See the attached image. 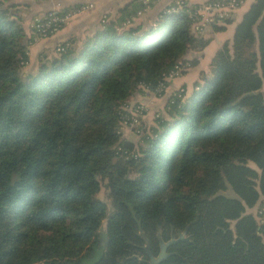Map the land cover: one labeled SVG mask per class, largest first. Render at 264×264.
<instances>
[{"label": "trees", "instance_id": "obj_1", "mask_svg": "<svg viewBox=\"0 0 264 264\" xmlns=\"http://www.w3.org/2000/svg\"><path fill=\"white\" fill-rule=\"evenodd\" d=\"M144 6L131 0L23 76L31 39L16 3L0 0V264H116L146 257L144 244L156 254L171 230L188 240L159 264H264L245 212L264 196V0L126 156L116 144L133 147L119 130L128 98L206 43L192 30L196 4L134 23Z\"/></svg>", "mask_w": 264, "mask_h": 264}, {"label": "crops", "instance_id": "obj_2", "mask_svg": "<svg viewBox=\"0 0 264 264\" xmlns=\"http://www.w3.org/2000/svg\"><path fill=\"white\" fill-rule=\"evenodd\" d=\"M131 0H6V2L16 3L19 10L20 7L28 12V18L33 20L36 16L41 15L49 8H64V7H80L81 10L74 14L69 21H66L63 26L55 32V42L67 38L78 36L82 38L90 30H94L99 24L101 16L106 13L110 16H115L120 7ZM177 0H148L143 11L134 17V23H154L158 13L166 7V5L174 3ZM188 4H201L206 0H182ZM253 0H242L238 8L230 10L226 15L216 18L211 22H204L202 29L198 30V35L206 39V43L200 48H190L187 53V59L197 57L193 65L187 60V64L178 74L169 79L166 88V95L174 88L180 86L189 87L191 91L194 87V82L199 80L201 72H208L211 67V61L218 49L224 44L229 45L232 42L236 24L241 19L243 12L248 8ZM215 25L222 26L216 28ZM190 60V59H189ZM190 91V92H191ZM188 93V95L190 94ZM166 97V98H167Z\"/></svg>", "mask_w": 264, "mask_h": 264}, {"label": "rangeland", "instance_id": "obj_3", "mask_svg": "<svg viewBox=\"0 0 264 264\" xmlns=\"http://www.w3.org/2000/svg\"><path fill=\"white\" fill-rule=\"evenodd\" d=\"M22 8L20 7V10H18V13L22 17L21 18V24L23 25V27L25 29L24 31H25L26 35L31 39L29 44H28V49H27L28 59H27V62L24 63L23 67H22V75L25 76L28 72L35 71L37 69L39 62L44 58V56H48L50 54H53V52L55 50L54 47L57 44H59L63 39L58 41V42H55L54 37H52L55 34L50 35V36H45V37L38 35L34 29V25H33L34 19L30 20L28 18V12ZM104 15L106 16L107 14L105 13ZM192 30L195 34H198L199 29H198L196 23L193 24ZM90 31H93V30H90ZM74 39L76 40V42H79L78 36H74L72 38V40H74ZM186 56H187V54H186ZM186 56L184 59H180V61L183 64L181 66V70L185 65H188V64L193 65V63H194L193 61L195 59L197 60V57H195L193 59L189 58L190 59L189 60V59H187ZM187 60L189 62L190 61L191 62L187 64ZM168 81H167V83H168ZM167 83L164 86L163 91L160 95H156L151 91V89H145L143 85H140L137 87V90L135 91V93H133L128 98L127 102L125 103V104H129L130 106H132L136 102H143L147 106L146 112L143 114V116L139 119V121L137 123H135L133 125L122 123V122L120 123L119 130L122 134V138H125V139H127L133 143V147L130 149L131 151L135 150V151L139 152L140 145H142V144L144 145L143 141L139 140V139H141V136H144L145 134H148V133L151 134L150 132H151L152 126L156 127V128L158 127V124L156 122V118H159L162 116H165V117L169 116V114L167 112V110L170 108L169 103L171 104L174 101V99L176 97H178V93L183 92V94L180 98H181V100H184L188 96V93L191 91V88L186 87L185 92H184V88L178 86V87L174 88L172 91H170L169 95L167 97V95L165 94L166 88H167ZM181 88H183V91L180 90ZM117 144H119V143H117ZM117 144H116V149H117V146H119ZM100 180H101V187H100L98 194L102 199L109 201V199H108L109 198L108 188L106 185L107 177L105 175H102ZM229 191L230 190H225V193L231 194V192H229ZM254 207L255 206L253 205L251 207L246 208L245 212L249 213L253 216ZM105 220H106V218L103 219V222H102L103 225L105 224ZM233 223H234V220H231L230 225L232 226ZM157 234H160L161 236H163V238L165 236L167 237V234L166 235L162 234V231L158 232ZM262 239H263L262 241L264 243V237L263 236H262ZM136 255L137 256H144V254L141 251H137Z\"/></svg>", "mask_w": 264, "mask_h": 264}, {"label": "built area", "instance_id": "obj_4", "mask_svg": "<svg viewBox=\"0 0 264 264\" xmlns=\"http://www.w3.org/2000/svg\"><path fill=\"white\" fill-rule=\"evenodd\" d=\"M147 1L148 0H142V2L145 4L143 10L146 7ZM241 3L242 0H206L201 4H197L193 11L189 9L188 12L189 16L193 19L194 23L197 24V27L200 30L202 29L204 22H211L216 18L223 17L230 10L238 8ZM183 4L184 1L177 0L174 3H171L170 6H167L163 10L164 12L178 10ZM58 9V6L56 8H49L41 15L36 16L34 18L33 25L38 35L45 37L54 34L63 26L66 21H68L74 14L81 10L80 7H70L62 12H59ZM143 10H140L138 13ZM104 17L105 15L102 16L101 20H103ZM129 22L130 20H126L124 24H127ZM62 48L63 47L61 45L57 46V49ZM26 62L27 61H25L24 63ZM182 65V62L178 61L175 66L164 76V80L168 81L170 78L178 74L181 70ZM165 85L166 83L164 81H160L152 89L145 85L143 86L145 89H151L154 94L160 95ZM180 90L183 91V88H181ZM182 94L183 92H179L178 97H181ZM146 109L147 106L143 102H136L132 106H130L129 104H124L120 115L121 122L130 125L137 123L139 119L143 116V114L146 112ZM117 151L119 153L126 154V156L129 155L130 152L132 153V151H128L120 145L117 146ZM254 206L255 207L253 210V215L255 216L258 222L259 232L264 237V196H261Z\"/></svg>", "mask_w": 264, "mask_h": 264}, {"label": "flooded vegetation", "instance_id": "obj_5", "mask_svg": "<svg viewBox=\"0 0 264 264\" xmlns=\"http://www.w3.org/2000/svg\"><path fill=\"white\" fill-rule=\"evenodd\" d=\"M184 231V234H183V236L184 237H186L185 239H184V237L182 238V239H179V240H188V236L186 235V231L185 230H178L176 233L173 231V230H171V235H170V238L172 237V236H174V237H178L179 235H180V232H183ZM169 238V239H170ZM168 239V240H169ZM165 241H167V240H162V239H160V241H159V248H158V251L156 252V254L155 253H153V251H152V249L150 248V245L149 244H144V245H142V247L146 250V254H147V256L146 257H144V256H137L136 255V253H134V254H131L130 256H123L122 258H120L117 262H116V264H124V262H125V260L128 258V257H131V258H138V259H141V260H143L144 261V263L145 264H150V262H151V257L152 256H158V254L160 253V251H161V248H162V242H165ZM178 241V240H177ZM176 242V241H175ZM172 243H174V242H171V243H169L168 245H167V247H166V249H165V252H166V255H164L163 256V258L157 263V264H159L163 259H165V258H167L169 255H170V253H173L172 251H168V247L170 246V244H172ZM120 261H123L122 263H119ZM186 264H188V263H186Z\"/></svg>", "mask_w": 264, "mask_h": 264}, {"label": "water", "instance_id": "obj_6", "mask_svg": "<svg viewBox=\"0 0 264 264\" xmlns=\"http://www.w3.org/2000/svg\"><path fill=\"white\" fill-rule=\"evenodd\" d=\"M183 234H184V231L183 232H180V235L178 236V237H174V236H172L169 240H167V241H165V242H162V248H161V251H160V253L158 254V256H152L151 257V262H150V264H157L162 258H163V256L164 255H166V252H165V249H166V247H167V245L169 244V243H171V242H175V241H177V240H179V239H182L184 236H183ZM186 237H184V239H185ZM123 261H120L119 263H122Z\"/></svg>", "mask_w": 264, "mask_h": 264}]
</instances>
